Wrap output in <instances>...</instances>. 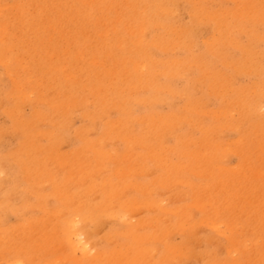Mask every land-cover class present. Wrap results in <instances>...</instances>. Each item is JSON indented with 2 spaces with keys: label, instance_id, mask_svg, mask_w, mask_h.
I'll use <instances>...</instances> for the list:
<instances>
[{
  "label": "rangeland",
  "instance_id": "obj_1",
  "mask_svg": "<svg viewBox=\"0 0 264 264\" xmlns=\"http://www.w3.org/2000/svg\"><path fill=\"white\" fill-rule=\"evenodd\" d=\"M263 46L264 0H0V264H264Z\"/></svg>",
  "mask_w": 264,
  "mask_h": 264
},
{
  "label": "bare ground",
  "instance_id": "obj_2",
  "mask_svg": "<svg viewBox=\"0 0 264 264\" xmlns=\"http://www.w3.org/2000/svg\"><path fill=\"white\" fill-rule=\"evenodd\" d=\"M90 0H86V2H89ZM150 33V32H148ZM149 36V35H148ZM264 47V46H263ZM157 53V52H156ZM211 56V55H210ZM261 75V74H260ZM150 91V90H149ZM140 94V93H139ZM27 100V99H26ZM24 100V101H26ZM28 102V101H27ZM144 108V107H143ZM148 111V110H147ZM99 123V122H98ZM97 127V126H96ZM78 141V140H77ZM99 141V140H98ZM119 145V144H118ZM111 146V145H110ZM49 154V153H48ZM148 176V175H147ZM143 179V178H142ZM172 204V203H171ZM169 205V204H168ZM82 207V206H81ZM38 230V229H37ZM199 233V232H198ZM65 240L67 243V246L70 248V250L72 251H81L83 253V256H87V246L88 243L87 242H81L77 236L76 233L70 232L67 233L65 236ZM109 247V245H107ZM106 247V246H105ZM111 257V256H110Z\"/></svg>",
  "mask_w": 264,
  "mask_h": 264
}]
</instances>
